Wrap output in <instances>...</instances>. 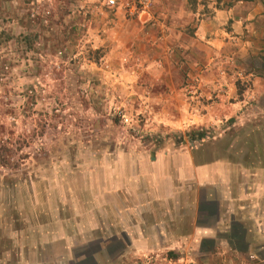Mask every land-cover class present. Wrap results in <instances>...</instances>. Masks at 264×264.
Segmentation results:
<instances>
[{"label": "rangeland", "instance_id": "rangeland-1", "mask_svg": "<svg viewBox=\"0 0 264 264\" xmlns=\"http://www.w3.org/2000/svg\"><path fill=\"white\" fill-rule=\"evenodd\" d=\"M238 1L255 3L0 0V264L148 262L103 220L107 187L92 200L110 164L195 194L196 227L213 231L194 259L244 245L241 263L264 264L240 209L264 212L262 36L214 18Z\"/></svg>", "mask_w": 264, "mask_h": 264}, {"label": "crops", "instance_id": "crops-1", "mask_svg": "<svg viewBox=\"0 0 264 264\" xmlns=\"http://www.w3.org/2000/svg\"><path fill=\"white\" fill-rule=\"evenodd\" d=\"M254 1L255 3L252 1L251 7L247 5V1H238V3H242L239 8H237L236 3L232 8H224L226 11L216 10L214 18H221L223 15L225 18L232 19L234 23L236 22V24L233 23V27L236 25L241 30L244 28L256 31L262 37L261 39L256 38L254 41H251V44L256 45L258 49H263L264 0ZM206 25L208 23H204L203 27ZM234 30H237V28H234ZM211 43L217 47V50L221 48L222 51L223 45L227 43V40L224 38L214 39ZM109 166L108 179L100 184L101 188L97 189V191L92 189V200L98 199V195L100 197L104 196V191H102V189H105L104 186L107 187L108 194L118 200V203H116L117 201L115 199L114 201L110 200L108 202L110 204L108 209L101 208V212L107 215V218H103V220L110 223L109 227H119L120 233L123 234L122 236L127 238L125 242L126 247L131 249L125 254L133 253L141 255L145 253L146 255V253H150L153 255L152 258L147 259L149 260L148 262L143 261L142 264H243L240 261L241 258H238V255L241 256L242 253L240 254V252L247 249L246 247L243 248L244 245H242L243 247L238 245L223 247L224 250L221 251L222 254L220 256L214 254L216 252H214V247H212L207 254L211 258L205 256L202 260L199 257L198 259H194L192 254L201 247H196L194 250L195 243H193V240H197L196 244L200 240L204 242L203 240H206L204 238H209L208 236L205 237V232H210L209 234H211L213 228H207L208 225L204 226L205 228L196 227L197 205L200 203H198L195 194L192 197V192L190 193V191L186 193L187 200L180 197V192H183V183H180L182 181L176 183H173L174 181L167 182V185H165L167 188L163 189L160 186H164V184L161 185L158 176L160 173L155 171V167H142L139 168L140 171L138 172H136L137 170L133 172L131 169V172H129L125 167L120 171V168L116 166L112 167L111 164ZM253 188L261 189L264 188V185L263 187L253 185ZM242 198V200L245 199L243 196ZM210 202L204 201L205 207H212L210 212L207 211V215H213V225L215 226L217 208L214 202L212 204ZM241 205H243L240 208L241 210L253 213L251 214V222L254 234L257 238H264V220H261L264 212L260 209L259 204L252 205L249 210L244 209V201ZM95 219L93 215L91 220ZM199 221L205 222L204 220ZM242 237L243 235H239L238 239ZM243 239L240 240L239 244ZM64 241L68 243V239L65 238ZM261 250L264 251V247ZM123 251L125 252L124 249ZM223 252H227L228 255L227 253L223 255ZM230 254H236V262H233L232 258L229 257ZM212 257L216 258L217 261L212 260ZM113 264L132 263L129 261H120Z\"/></svg>", "mask_w": 264, "mask_h": 264}, {"label": "built area", "instance_id": "built-area-1", "mask_svg": "<svg viewBox=\"0 0 264 264\" xmlns=\"http://www.w3.org/2000/svg\"><path fill=\"white\" fill-rule=\"evenodd\" d=\"M105 4H106L107 6H111V5L114 4V0H105Z\"/></svg>", "mask_w": 264, "mask_h": 264}, {"label": "trees", "instance_id": "trees-1", "mask_svg": "<svg viewBox=\"0 0 264 264\" xmlns=\"http://www.w3.org/2000/svg\"><path fill=\"white\" fill-rule=\"evenodd\" d=\"M196 138H201V133H197Z\"/></svg>", "mask_w": 264, "mask_h": 264}]
</instances>
